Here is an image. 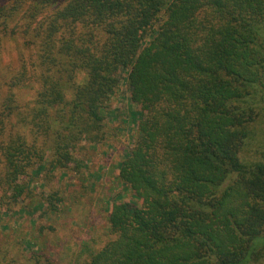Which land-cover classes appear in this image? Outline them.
I'll use <instances>...</instances> for the list:
<instances>
[{
  "label": "trees",
  "instance_id": "obj_1",
  "mask_svg": "<svg viewBox=\"0 0 264 264\" xmlns=\"http://www.w3.org/2000/svg\"><path fill=\"white\" fill-rule=\"evenodd\" d=\"M23 2L0 0L3 29ZM23 18L40 88L0 102V206L107 140L125 77L138 136L115 168L135 200L116 195L103 244L59 264H263L264 148L243 154L264 117V0H29Z\"/></svg>",
  "mask_w": 264,
  "mask_h": 264
},
{
  "label": "rangeland",
  "instance_id": "obj_2",
  "mask_svg": "<svg viewBox=\"0 0 264 264\" xmlns=\"http://www.w3.org/2000/svg\"><path fill=\"white\" fill-rule=\"evenodd\" d=\"M15 1L6 0L7 9ZM28 4L29 0H26L14 11L9 28L3 29L0 25V102L12 95L15 106L31 102L40 88L38 71L30 67L32 60L33 64L38 62L37 54L24 45L27 36L22 33ZM36 24L37 20L33 21L32 25ZM23 73V78L18 81L17 77ZM13 81H18L19 85L14 86ZM112 108L116 114L105 129L109 134L107 140L100 145L83 143L74 153L75 161L66 169L52 170L46 163L47 167L41 173L30 171V175L22 179L28 185L22 201L0 206V257L6 259L3 264H59L73 253L75 244V252L92 240L100 247L109 232L106 218L112 199L119 194L123 200H135L133 192L118 182L115 168L121 148H126L127 152L138 136L134 127L135 115H132L135 108L129 100L125 77L112 99ZM248 143L243 159L259 160L256 149L264 148V117L253 124ZM1 153L0 137L2 173ZM107 158L108 162H105ZM7 207L10 208L8 213L4 212ZM28 241H34L37 249L31 250ZM87 256V251H79L76 258L80 261Z\"/></svg>",
  "mask_w": 264,
  "mask_h": 264
}]
</instances>
